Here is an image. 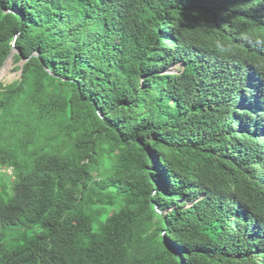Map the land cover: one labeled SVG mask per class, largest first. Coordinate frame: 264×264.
Listing matches in <instances>:
<instances>
[{"label":"trees","instance_id":"16d2710c","mask_svg":"<svg viewBox=\"0 0 264 264\" xmlns=\"http://www.w3.org/2000/svg\"><path fill=\"white\" fill-rule=\"evenodd\" d=\"M8 56L0 264H264V0H0Z\"/></svg>","mask_w":264,"mask_h":264},{"label":"rangeland","instance_id":"374dc122","mask_svg":"<svg viewBox=\"0 0 264 264\" xmlns=\"http://www.w3.org/2000/svg\"><path fill=\"white\" fill-rule=\"evenodd\" d=\"M15 65H13L10 57L8 68L4 73L0 75V82L2 84H8L15 80L18 76V71L14 69ZM10 170L5 169L4 167H0V185L4 186L7 193H11L10 191V176H9Z\"/></svg>","mask_w":264,"mask_h":264},{"label":"bare ground","instance_id":"6f19581e","mask_svg":"<svg viewBox=\"0 0 264 264\" xmlns=\"http://www.w3.org/2000/svg\"><path fill=\"white\" fill-rule=\"evenodd\" d=\"M8 65H9V61H6L0 70V75L6 71V69L8 68Z\"/></svg>","mask_w":264,"mask_h":264},{"label":"water","instance_id":"95a60500","mask_svg":"<svg viewBox=\"0 0 264 264\" xmlns=\"http://www.w3.org/2000/svg\"><path fill=\"white\" fill-rule=\"evenodd\" d=\"M12 50H13V52H14V49H12ZM10 55H11V54H10ZM6 61H10V56H8V57L5 59L4 63H5ZM4 63H3L2 66L0 67V70H1V68L3 67ZM17 73H19V71H18Z\"/></svg>","mask_w":264,"mask_h":264}]
</instances>
